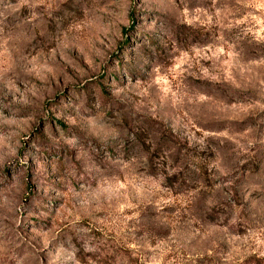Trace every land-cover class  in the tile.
<instances>
[{
	"label": "rangeland",
	"instance_id": "1",
	"mask_svg": "<svg viewBox=\"0 0 264 264\" xmlns=\"http://www.w3.org/2000/svg\"><path fill=\"white\" fill-rule=\"evenodd\" d=\"M0 264H264V0H0Z\"/></svg>",
	"mask_w": 264,
	"mask_h": 264
}]
</instances>
